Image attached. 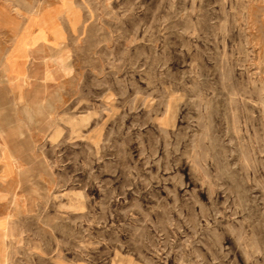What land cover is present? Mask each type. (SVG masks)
<instances>
[{"label":"rangeland","instance_id":"1","mask_svg":"<svg viewBox=\"0 0 264 264\" xmlns=\"http://www.w3.org/2000/svg\"><path fill=\"white\" fill-rule=\"evenodd\" d=\"M53 1L0 0V130L5 54ZM82 2L51 131L0 152V264H264V0Z\"/></svg>","mask_w":264,"mask_h":264},{"label":"crops","instance_id":"2","mask_svg":"<svg viewBox=\"0 0 264 264\" xmlns=\"http://www.w3.org/2000/svg\"><path fill=\"white\" fill-rule=\"evenodd\" d=\"M84 23L82 0H55L25 18L5 54L2 120L13 123L0 130V152L12 154L17 163H25L36 142L51 131L48 122L68 90L65 51L82 55L74 51L84 48ZM6 163L2 167L9 169L12 162Z\"/></svg>","mask_w":264,"mask_h":264}]
</instances>
